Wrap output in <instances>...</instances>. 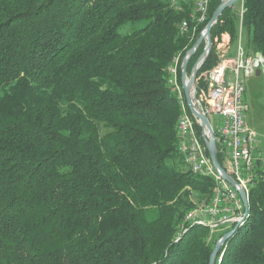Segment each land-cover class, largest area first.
<instances>
[{"label": "trees", "instance_id": "1", "mask_svg": "<svg viewBox=\"0 0 264 264\" xmlns=\"http://www.w3.org/2000/svg\"><path fill=\"white\" fill-rule=\"evenodd\" d=\"M196 1L0 0V264H210L217 239L184 217L215 181L180 168L170 88L222 3L199 24ZM242 1V18L228 8L213 26L197 79L241 21L264 58V0ZM249 197L219 264H264L263 179Z\"/></svg>", "mask_w": 264, "mask_h": 264}, {"label": "built area", "instance_id": "2", "mask_svg": "<svg viewBox=\"0 0 264 264\" xmlns=\"http://www.w3.org/2000/svg\"><path fill=\"white\" fill-rule=\"evenodd\" d=\"M178 1L173 0L174 5H178ZM210 1H196L194 12L198 14L197 23L202 24L207 20ZM242 15L243 12L241 18ZM182 29L186 31L188 25L184 24ZM205 32L204 29L201 36L205 35ZM202 44L205 51L206 40ZM216 58L215 66L199 78L203 86L199 87V80L196 79L194 104L208 118L212 126L217 155L219 153L223 155L222 168L237 182L235 187L216 170L204 144L205 131L202 130L200 135L197 130L199 120L190 112L183 86L178 78L179 57L175 66L171 68L173 92H177L185 103V115L180 126L181 135H178V153L191 173L206 175L212 180H217V190L212 205H204L203 208L196 209L186 219L206 221L213 226L214 231L221 228L228 230L236 226L244 210L240 192L250 191L253 184L264 180V141L246 121L249 107L245 102L246 79L264 70V58L259 54L249 53L243 47L241 32L236 57L219 55ZM180 67L182 68V65Z\"/></svg>", "mask_w": 264, "mask_h": 264}, {"label": "water", "instance_id": "3", "mask_svg": "<svg viewBox=\"0 0 264 264\" xmlns=\"http://www.w3.org/2000/svg\"><path fill=\"white\" fill-rule=\"evenodd\" d=\"M240 0H223L221 5L218 7L216 12L213 14L211 20L207 24L205 30V35H202L199 40L196 42L194 47L188 51L186 54L185 58L182 61V86L184 89L185 97L187 100V104L189 107L190 112L192 115H194L198 120H199V126L202 128L203 131H205V144L208 149L209 155L211 157V160L216 168L222 175L223 178L230 183L232 186H236L237 182L222 168L218 161V155H217V145H216V140L214 136V131L212 129V126L208 120V118L201 112L199 111L194 104V91L196 89V79H197V74L200 70V67L205 63L207 58L209 57L212 48H213V42L211 38V30L214 25H216L218 19L222 15V13L228 9V8H233L234 5L239 2ZM206 40L207 42V47L206 50L203 52V54L199 57L198 61L196 62L191 76L188 75L187 73V66L191 60V58L195 55L197 52L199 46ZM217 61V58H216ZM260 75V72H257V76ZM208 134H207V133ZM240 196L244 202L245 209H246V215L249 213V201L246 195L245 191L240 192ZM239 226L235 227L233 230L228 232L222 239L218 241L216 244V247L211 255V260L210 264H219L221 260H218V255L221 251L222 246L229 240L237 231Z\"/></svg>", "mask_w": 264, "mask_h": 264}, {"label": "rangeland", "instance_id": "4", "mask_svg": "<svg viewBox=\"0 0 264 264\" xmlns=\"http://www.w3.org/2000/svg\"><path fill=\"white\" fill-rule=\"evenodd\" d=\"M242 2L243 1L240 0L233 7L235 9V11L238 14H240V16H241V13L243 12V3ZM143 27H144L143 24H138V25L127 24L120 29V33H122V34L132 33V32L139 30ZM240 32H241V36H242V45L246 50H248V39H247V35H246L245 31L242 28V24L240 25V29H239V33ZM226 38H228V35H224L222 37V40L219 42V45L217 46V56L223 55L224 57L234 58V57H236V54H237L238 42L230 45V39H229L230 37L228 39H226ZM227 40H229V41L227 42ZM181 65L182 64H180V66ZM180 69H181V78H182V68L181 67L178 68V72ZM198 80H200V79H198ZM180 83L182 84V80L180 81ZM0 96H1V94H0ZM245 102H246L247 106L249 107V109L246 113V121H247L248 125L250 126V128L255 130L257 132V134L259 135V137L262 139V141H264V70L262 72H260L259 76H257V74H256V75L250 76L249 78L246 79ZM186 103H187V100H186ZM197 127H200V126H197ZM201 130H202V128H201ZM180 168L183 172L189 171L186 168V166L183 164L180 165ZM211 197H212V195H211ZM211 197L208 198L207 196H205L204 194L199 193V192L198 193L192 192L190 195V200L194 204V207H193L192 212H190V213H193V211H195L196 209L203 208L205 203L206 204H207V202L209 203ZM187 217H188L187 215L184 217V221L187 220L186 219ZM237 226H240V225L233 226L231 229H228V230H232ZM224 230L228 231L227 228H221L217 231H211V229H209L210 239H211V237H214L215 239H217L216 241L218 243V241L220 239H222L228 233L227 232L225 235H223V233L226 232ZM221 259H222V257L219 260H221Z\"/></svg>", "mask_w": 264, "mask_h": 264}, {"label": "bare ground", "instance_id": "5", "mask_svg": "<svg viewBox=\"0 0 264 264\" xmlns=\"http://www.w3.org/2000/svg\"><path fill=\"white\" fill-rule=\"evenodd\" d=\"M260 55V54H259ZM260 57H262V55H260ZM170 73H171V70H170ZM170 84H171V87L170 88H172V91H173V84H172V79H170ZM176 95H177V97H178V99H179V102H180V105H181V110H182V113H181V116L179 117V120H178V124H177V130H178V135H181V123L183 122V118H184V115H185V103H184V99L183 98H181L180 96H178V93L177 92H174ZM198 176H200V175H202V174H197ZM202 176H206V175H202ZM206 177H208V176H206ZM213 181V180H212ZM215 181V186H214V193H213V198H212V200H211V202H207V204L205 203V205H212V203H213V201L215 200V192H216V190H217V180H214ZM255 186V184H253V187ZM213 190V189H212ZM249 193H250V191H247L246 192V195H247V198H248V201H249V199H250V197H249ZM192 212V211H191ZM192 215V213H189L188 214V216H191ZM246 209H245V205H244V210H243V212L241 213V219L239 220V221H237V223H236V225H242L243 223H244V220H245V218H246ZM194 222H196V223H198V224H200V225H203V226H207L208 228H210L211 229V231H214V228H213V226H211V224H209L208 222H206V221H194ZM185 228V227H184Z\"/></svg>", "mask_w": 264, "mask_h": 264}, {"label": "crops", "instance_id": "6", "mask_svg": "<svg viewBox=\"0 0 264 264\" xmlns=\"http://www.w3.org/2000/svg\"><path fill=\"white\" fill-rule=\"evenodd\" d=\"M228 38H229V36H228ZM228 38H226V39H228ZM230 39V38H229ZM229 40H227V42H228Z\"/></svg>", "mask_w": 264, "mask_h": 264}]
</instances>
